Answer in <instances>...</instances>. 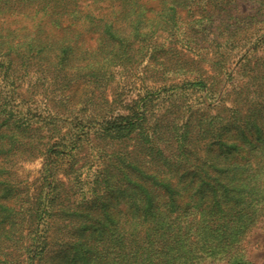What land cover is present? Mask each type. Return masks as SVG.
Wrapping results in <instances>:
<instances>
[{
  "label": "trees",
  "instance_id": "obj_1",
  "mask_svg": "<svg viewBox=\"0 0 264 264\" xmlns=\"http://www.w3.org/2000/svg\"><path fill=\"white\" fill-rule=\"evenodd\" d=\"M85 1L101 11L82 13ZM243 1L159 0L161 7L150 9L144 0H0V74L15 96L19 86L12 84L31 66H43L52 74L61 114H85L97 127L91 138L72 140V157L47 165L49 180L31 196L10 163L34 157L35 146L44 145L35 141L42 121L13 118L0 94V264H63L71 253L73 264H200L207 256L242 264L236 246L220 244L232 235L228 197L240 191L238 202L246 206L250 190L255 216L264 211L258 189L264 159L249 158L245 178L232 182L237 166L220 147L233 153V131L255 126L264 107L262 84L249 89L255 71L239 72L250 64L247 53L236 68L242 81L224 85L233 50L245 52L250 31L264 29V2ZM32 14L35 26L19 24ZM84 34L94 36L93 47L83 44ZM262 61L253 62L258 74ZM177 71L204 92L203 107L177 104L184 99L173 91L167 97L179 111L149 120L145 107L156 98L146 100L145 93L123 102L122 90L138 73L141 84L151 83V93L159 94L166 92V75ZM231 94L232 106L224 108L220 102ZM207 100L217 101L214 113L206 112ZM84 183L86 196L78 199Z\"/></svg>",
  "mask_w": 264,
  "mask_h": 264
},
{
  "label": "rangeland",
  "instance_id": "obj_2",
  "mask_svg": "<svg viewBox=\"0 0 264 264\" xmlns=\"http://www.w3.org/2000/svg\"><path fill=\"white\" fill-rule=\"evenodd\" d=\"M258 1L264 2V0ZM90 2L91 1H85L82 3L80 6L82 13L92 14V12H96V10L97 12L101 11L96 9L95 4L97 3L92 4ZM144 2L146 4L145 6L149 7L150 9H158L161 7L159 0H144ZM106 3L109 4V2ZM242 3L244 6H251L252 4L251 0H245ZM102 4L104 5L105 3ZM114 4L119 5L120 3L118 1L114 2ZM31 17V19H24L23 21H20L19 24L25 26L28 25L30 27L35 26L37 21L36 17L38 16L32 14ZM82 39L84 45H88L90 47L94 46V36L91 38L90 34H84ZM244 44H246L244 47L245 52L240 50L243 48L233 50L231 65L227 69L228 74L224 79V85L228 87V80L230 79H233L235 84L238 81H242L241 75L236 74V68L240 67V65H243L239 59L244 57V54L247 53V57L250 59V64L247 63L244 65L245 67L241 66L242 68H240L239 72L245 75L249 73L250 75V73H253L252 70H254L257 76L256 78L253 77V79L249 78L251 81L249 84V89L253 90L255 86L259 88L258 85L262 84V86L260 85V89L264 90V73L260 71L258 74L253 67V62H256L255 65H257V62L262 61L258 60L257 56H264V29H254L250 31L248 40L242 45ZM144 63L145 61L143 64ZM248 64L249 66H247ZM43 68V66H31L29 73L24 75L21 80L19 79L16 81V83L12 84L14 86L18 84L19 86V89L17 90L19 95L17 97L12 92L13 87L10 85V79L5 76L2 77V74H0V94L2 96H6L7 100L5 112L15 119H20L24 116H31L32 118L33 115H37L36 118L42 121L40 123L41 129L38 132L42 137L39 141L37 139L35 141L44 143V145L39 144L35 146L33 150L35 153L34 157L29 156L24 157L23 159L18 158L10 163L14 165L13 170L16 172V177L14 176L15 180H24V184H28V194L34 197L38 196L40 188L45 184V180H49V178L46 177L48 173L47 168L49 167L47 165L51 163V166L54 167L56 165V163L53 162L54 160L60 161L61 158L65 160L72 157V154L76 152V150L71 147V142H73L72 140H76L78 137L89 139L91 138L90 136L94 130L97 128L96 122L89 121L85 114H80V116L77 118L74 117L77 112L70 115H67L68 112L66 115L61 114L63 113V106L60 107L57 102L60 96L57 95V90L51 91L52 88L55 87L54 84L52 85L49 82L52 78V74L45 71ZM248 68H251L250 71H248ZM175 74L176 75L174 76L171 74L166 75V92L162 91L158 94L151 93V90H154L155 86L149 83L150 81L148 82L149 84L147 86L141 84V81L139 80L141 75L138 73V77H132L131 79L133 82L129 83L127 86L125 85L124 89L122 90L123 102L132 104L131 101L139 99V97H142L145 93L147 94V98L145 97L146 100H148L151 96L156 98L151 104H147L145 107V114L149 120H153L157 114L171 113V115H173L179 111V109L174 106V102L171 100V97H167V95L171 94L173 91L180 93L182 95L181 99H184L183 102L177 101V104H181V106L186 108L187 105H190L193 109L203 107L202 102L205 95L204 92L195 86H190L188 80L186 79L187 76L183 75L180 71L175 72ZM42 78H45L46 83L43 82L44 80H42ZM116 79L123 80L120 78V76H116L115 80ZM233 95L234 94L225 95L224 100L221 101L220 104L224 106V108L231 107V100L234 99ZM257 95L258 92H251L249 94V96H254V98L257 97ZM157 98L161 99L157 100ZM217 99L218 98L216 97L215 100ZM141 103L142 101H140L136 106L138 111L143 110V108H141ZM217 105V101L209 100L208 103L207 100V106L209 108L206 110V112L208 111L209 113H214L215 107ZM224 108L219 107L217 110L221 111L222 113ZM64 112L66 113V110H64ZM224 119H226V117H224ZM255 119V126L248 128L247 130L245 129L243 132H237L234 130L235 132L233 131L231 134V138L237 142V149H235L233 153L228 155L229 152L226 151V147H220L222 157L227 158L228 161H231L237 166V175L235 180L232 182H240L245 178L247 172L244 169L249 158L253 156L257 157L258 160L264 159V107L261 108V112L257 115V117H255ZM82 144L85 146L86 143L83 141ZM51 145H53V147L48 149ZM84 146L82 147L83 152H81L83 154L85 152ZM86 148H88V145H86ZM54 150H60L62 151V154L59 155L58 152H54ZM84 161V159H81L80 163H84ZM90 170L91 169L89 168L83 170L81 174L82 178H85V176L89 175ZM61 174L58 172V175ZM245 186H247V184ZM86 187L87 184L85 183L80 185V189L77 193L78 199L86 196L84 191ZM258 189L259 194L263 197L264 175ZM240 193V191H236L235 194H238L237 196L234 195L232 197H228L227 207L230 211L229 218L232 223L230 228L231 230L228 233H232V235H229L228 238L224 239V241L220 244H224L225 248L228 246H236L235 250L241 252L242 264H264V211H262L259 216H255V208H253V206L251 207L252 200L255 199L250 190H248V194L245 195L246 198H249V202L251 203H248L246 206L240 205L238 202L240 201V198H242ZM33 200L36 201L37 199L33 198ZM115 212L117 211L115 210ZM253 219L255 220L254 222L252 221ZM31 228L32 227L30 224L26 223V232ZM38 228L40 230L44 228L43 224L41 223ZM236 251H234V253ZM72 256V253L70 254V257L66 256L62 263L73 264ZM219 256L220 255L216 256L215 258H218ZM212 258L214 257L207 256V258L204 259V261H202L200 264H220V262L213 261Z\"/></svg>",
  "mask_w": 264,
  "mask_h": 264
}]
</instances>
